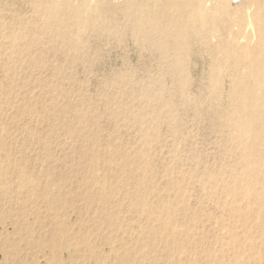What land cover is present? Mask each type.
<instances>
[{"label": "rangeland", "instance_id": "374dc122", "mask_svg": "<svg viewBox=\"0 0 264 264\" xmlns=\"http://www.w3.org/2000/svg\"><path fill=\"white\" fill-rule=\"evenodd\" d=\"M110 2L112 24L60 39L44 0H0V264H264V206L224 203L244 170L208 58L193 48L184 104Z\"/></svg>", "mask_w": 264, "mask_h": 264}, {"label": "bare ground", "instance_id": "6f19581e", "mask_svg": "<svg viewBox=\"0 0 264 264\" xmlns=\"http://www.w3.org/2000/svg\"><path fill=\"white\" fill-rule=\"evenodd\" d=\"M44 1L43 7L41 3L38 6L46 17L45 25L57 31L60 39L67 37L63 29L66 23L84 34L102 29L106 22L112 24L107 20L114 13L111 0ZM122 1L121 12L131 24L124 28L131 30L136 42L148 44L150 51L167 61L179 79L184 104L192 101L184 90L189 83L188 59L193 48L208 58V98L218 105L215 114L229 128L231 139L237 140L236 163L244 170L243 175L233 177L239 186L223 187L224 203L236 214L246 210L238 202L263 207V196L255 186L260 180L258 173L264 172V0ZM232 3L238 5L233 7ZM119 32L111 33L116 36ZM225 82L229 86L226 95ZM195 104H203L202 96ZM165 225L172 227L173 218ZM257 225L264 232L262 222ZM251 239L246 234L245 240L254 247ZM236 240L234 236L231 242ZM256 249L264 257V243Z\"/></svg>", "mask_w": 264, "mask_h": 264}]
</instances>
